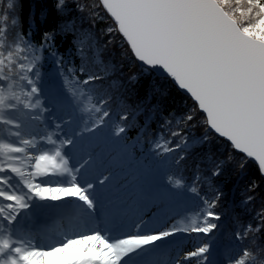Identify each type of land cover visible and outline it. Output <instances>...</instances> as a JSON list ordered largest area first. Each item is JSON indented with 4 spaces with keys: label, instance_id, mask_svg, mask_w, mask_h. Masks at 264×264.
<instances>
[{
    "label": "snow or ice",
    "instance_id": "obj_1",
    "mask_svg": "<svg viewBox=\"0 0 264 264\" xmlns=\"http://www.w3.org/2000/svg\"><path fill=\"white\" fill-rule=\"evenodd\" d=\"M65 5L54 0L53 7ZM97 7L111 21L107 35L193 106L175 124L166 120L147 146L142 137L130 140L132 113L105 87L109 69L90 63L89 38L77 37L78 69L60 57L45 80V53L56 56L57 34L72 29L34 42L23 0H0V264H264L257 244L264 209L232 233L236 243L217 261L223 193L178 172L185 130L199 122L203 140L222 138L239 168L253 161L264 174V0H99ZM222 164L211 176L221 175ZM53 175L70 179L53 185ZM189 205L194 211L181 218L177 209ZM41 216L61 227L36 226ZM177 234H197L200 243L173 250L166 242Z\"/></svg>",
    "mask_w": 264,
    "mask_h": 264
},
{
    "label": "trees",
    "instance_id": "obj_2",
    "mask_svg": "<svg viewBox=\"0 0 264 264\" xmlns=\"http://www.w3.org/2000/svg\"><path fill=\"white\" fill-rule=\"evenodd\" d=\"M98 3L99 0H66L64 10L57 12L53 7L54 0H23V26L27 29L31 25L34 42L41 41L45 32H52L58 27L67 25L72 29L69 33L57 34L52 48L56 56L45 53L41 69L45 80L58 71L56 61L60 57H63L66 68L80 67L77 37L87 36L91 47L87 43L84 47L90 63L97 71L109 69L105 87L116 96L117 103L134 116V119L130 116L134 127L128 133L129 139L135 141L142 137V143L147 146V141L162 130L161 126L166 120L171 119L174 124L182 120L193 102L164 77L144 72L142 66L127 54L119 39L107 35L111 21L97 7ZM110 39L112 42L106 43ZM97 53L100 63L95 62ZM133 76L136 77L135 81L131 79ZM185 131L189 146L178 172L188 181L197 175L206 178L212 189H219L223 193L215 209L221 214V220L217 222L219 228L213 237V247L221 240L225 253L236 243L232 233L248 223L255 224L257 211L264 209V178L252 161L243 169L239 168L236 162L239 156L222 138L203 140L204 127L201 123L197 122L195 127ZM145 132L147 136L142 135ZM230 155L235 158L229 160ZM221 161V175L211 176V171ZM253 184L258 186L254 192L250 191ZM202 187L208 190L209 185ZM249 195H253L254 199L246 202ZM194 209V205H189L185 207V212L190 214ZM185 212L184 215H189ZM257 244H264V233L259 235Z\"/></svg>",
    "mask_w": 264,
    "mask_h": 264
},
{
    "label": "rangeland",
    "instance_id": "obj_3",
    "mask_svg": "<svg viewBox=\"0 0 264 264\" xmlns=\"http://www.w3.org/2000/svg\"><path fill=\"white\" fill-rule=\"evenodd\" d=\"M56 82H59L58 77L56 79ZM48 115H51V114H48ZM50 125L51 124H49V126ZM34 128H35V131L38 133H43L45 131V129L43 127H40L39 125H35ZM69 179L70 178L67 176L53 175L49 178V182L52 183L53 185H55L57 183H65V182L69 181ZM185 207L177 209V211L181 213V218L188 216V215H184ZM186 214H189V213L187 212ZM30 222L31 221H29V223ZM184 222H186V219L184 220ZM188 222L189 221H187L186 223H188ZM182 235H184L183 236L184 238H182L178 242L177 241L175 242V239L178 238L179 236H182ZM199 243H200V237L197 234H191V235L177 234L175 237L169 238V241L166 242L168 247L172 248L173 250H176V249L187 250V249L195 248ZM221 252H222V250L220 251V253ZM216 255H217V252H215L213 249V258ZM222 258H223V255H222Z\"/></svg>",
    "mask_w": 264,
    "mask_h": 264
},
{
    "label": "water",
    "instance_id": "obj_4",
    "mask_svg": "<svg viewBox=\"0 0 264 264\" xmlns=\"http://www.w3.org/2000/svg\"><path fill=\"white\" fill-rule=\"evenodd\" d=\"M140 65V64H139ZM141 66V65H140ZM157 75H159L158 73H156ZM160 76V75H159ZM180 92H182L183 94H185L182 90H180V89H178ZM186 95V94H185ZM187 96V95H186ZM188 97V96H187ZM189 98V97H188ZM253 162V161H252ZM256 166H257V168H258V165L255 163V162H253ZM258 170H259V168H258ZM259 172H260V170H259ZM260 174H261V176L264 178V174H262L261 172H260Z\"/></svg>",
    "mask_w": 264,
    "mask_h": 264
}]
</instances>
